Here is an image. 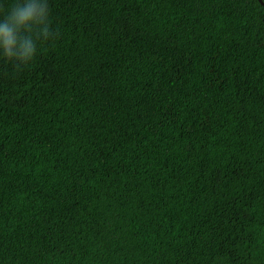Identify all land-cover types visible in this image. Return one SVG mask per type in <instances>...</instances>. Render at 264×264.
Returning a JSON list of instances; mask_svg holds the SVG:
<instances>
[{
	"label": "trees",
	"instance_id": "trees-1",
	"mask_svg": "<svg viewBox=\"0 0 264 264\" xmlns=\"http://www.w3.org/2000/svg\"><path fill=\"white\" fill-rule=\"evenodd\" d=\"M262 2L0 0V264H264Z\"/></svg>",
	"mask_w": 264,
	"mask_h": 264
},
{
	"label": "clouds",
	"instance_id": "clouds-1",
	"mask_svg": "<svg viewBox=\"0 0 264 264\" xmlns=\"http://www.w3.org/2000/svg\"><path fill=\"white\" fill-rule=\"evenodd\" d=\"M38 14L39 11L34 5L21 6L17 4L11 9L5 21L0 23V40L4 42L7 56L11 57L13 54L11 48L16 41V31L32 21ZM32 52L33 49L30 45L25 47L22 58H30Z\"/></svg>",
	"mask_w": 264,
	"mask_h": 264
},
{
	"label": "water",
	"instance_id": "water-1",
	"mask_svg": "<svg viewBox=\"0 0 264 264\" xmlns=\"http://www.w3.org/2000/svg\"><path fill=\"white\" fill-rule=\"evenodd\" d=\"M261 4H263L262 0H259Z\"/></svg>",
	"mask_w": 264,
	"mask_h": 264
}]
</instances>
